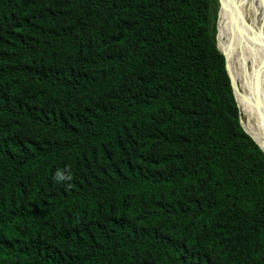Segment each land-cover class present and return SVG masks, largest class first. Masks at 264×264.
Instances as JSON below:
<instances>
[{
    "label": "trees",
    "instance_id": "trees-1",
    "mask_svg": "<svg viewBox=\"0 0 264 264\" xmlns=\"http://www.w3.org/2000/svg\"><path fill=\"white\" fill-rule=\"evenodd\" d=\"M219 5L0 0V264H264Z\"/></svg>",
    "mask_w": 264,
    "mask_h": 264
},
{
    "label": "bare ground",
    "instance_id": "bare-ground-1",
    "mask_svg": "<svg viewBox=\"0 0 264 264\" xmlns=\"http://www.w3.org/2000/svg\"><path fill=\"white\" fill-rule=\"evenodd\" d=\"M219 15L244 127L264 149V0H224Z\"/></svg>",
    "mask_w": 264,
    "mask_h": 264
},
{
    "label": "rangeland",
    "instance_id": "rangeland-1",
    "mask_svg": "<svg viewBox=\"0 0 264 264\" xmlns=\"http://www.w3.org/2000/svg\"><path fill=\"white\" fill-rule=\"evenodd\" d=\"M222 3L224 4V0H222ZM221 8H222V6L219 5V11ZM218 27H219V44L218 45H219L220 49L225 53V55L227 56V59H228V55L226 53V50H227L229 42L226 38H222L220 35L221 34V22H220V15L219 14H218ZM243 121H244V116L241 115V122L243 123ZM245 125H247V124L245 123Z\"/></svg>",
    "mask_w": 264,
    "mask_h": 264
},
{
    "label": "clouds",
    "instance_id": "clouds-1",
    "mask_svg": "<svg viewBox=\"0 0 264 264\" xmlns=\"http://www.w3.org/2000/svg\"><path fill=\"white\" fill-rule=\"evenodd\" d=\"M54 179L57 182H61V181H65V180H71V176L66 175L63 171L57 170V172L55 173Z\"/></svg>",
    "mask_w": 264,
    "mask_h": 264
},
{
    "label": "water",
    "instance_id": "water-1",
    "mask_svg": "<svg viewBox=\"0 0 264 264\" xmlns=\"http://www.w3.org/2000/svg\"><path fill=\"white\" fill-rule=\"evenodd\" d=\"M219 3H220V6H223V3H222V0H219ZM219 49H220V47H219ZM221 50V49H220ZM222 51V50H221ZM222 53L225 55V53L222 51ZM225 58H226V64H227V71H228V73H229V76H230V78H231V81H232V85H233V90H234V94H235V97H236V93H235V85H234V83H233V80H232V77H231V74H230V72H229V69H228V63H227V57H226V55H225ZM236 100H237V98H236ZM238 103V102H237ZM241 124H242V126L244 127V125H243V123L241 122ZM244 129L246 130V128L244 127ZM247 131V130H246ZM248 132V131H247ZM249 133V132H248ZM250 134V133H249ZM251 135V134H250ZM252 136V135H251ZM253 137V136H252ZM253 139L259 144V142L253 137ZM259 146L262 148V146L259 144ZM262 150L264 151V149L262 148Z\"/></svg>",
    "mask_w": 264,
    "mask_h": 264
}]
</instances>
